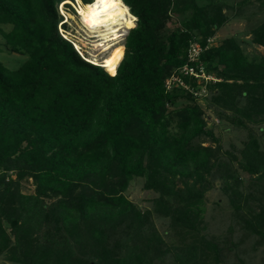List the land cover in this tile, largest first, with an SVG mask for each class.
Returning <instances> with one entry per match:
<instances>
[{"label":"trees","instance_id":"16d2710c","mask_svg":"<svg viewBox=\"0 0 264 264\" xmlns=\"http://www.w3.org/2000/svg\"><path fill=\"white\" fill-rule=\"evenodd\" d=\"M60 1L0 0V23L11 24L0 33L11 50L25 54L13 69L0 62V219L13 238L0 222L4 257L19 264H163L169 251L170 264H224L219 257L232 246L242 252L262 244L264 146L259 149L249 136L239 149L244 163L238 164L255 173L249 177L257 192L243 194L231 165L235 155L228 152L224 158L218 144L201 143L215 136L199 104L192 102V92L199 90L196 77L182 68L200 65L211 72L215 78L201 81L218 107L243 111L247 118L260 113L255 122L264 123V54L250 55L231 35L205 47L225 19L224 2L123 0L135 23L110 74L60 35ZM260 4L264 10V0ZM170 11L182 18L162 33ZM249 32L250 42L264 44V19ZM192 43L200 50L189 60L186 50ZM174 75L175 85L166 87L164 78ZM240 96L245 103L236 108ZM182 97L188 101L167 109ZM173 116L176 132L167 128ZM135 175L143 176V187L158 190L151 208L140 210L124 193ZM207 175L222 178L233 205L228 228L235 225L239 234L227 253L218 239L198 234L202 195L211 186ZM27 178L33 190L22 193L17 188ZM249 197L257 201L256 210L245 204ZM151 213L167 217L181 242L164 244ZM122 232L125 240H112Z\"/></svg>","mask_w":264,"mask_h":264},{"label":"rangeland","instance_id":"374dc122","mask_svg":"<svg viewBox=\"0 0 264 264\" xmlns=\"http://www.w3.org/2000/svg\"><path fill=\"white\" fill-rule=\"evenodd\" d=\"M93 0H91L92 2ZM208 1V0H207ZM224 4L222 5V12L225 15V19L223 23L215 30V32L207 37L205 47L207 46H217L219 45L225 37L231 35L237 41L238 45L242 48V50L251 54H264V44H255L250 42V32L249 29L259 20L264 19V10L261 8L260 0H244L238 7H232L236 1L240 0H222ZM79 4L81 1L78 0ZM90 2V4H91ZM123 4L124 1L122 0ZM62 3V2H61ZM76 0H70L66 2V4H57V11L62 14L64 24L62 25L63 33L74 43V46L77 48L78 52L83 55L87 61L105 64L104 62L107 59L117 58L116 62L121 59L123 51L121 52V48L123 50V41L124 36L128 30V26H123L119 28L114 35L108 36L104 39V42L99 43L97 38L89 35L87 31V27L82 23L79 19L78 6L76 5ZM89 5V4H88ZM126 5V3H125ZM82 7L87 6L85 3L81 4ZM88 7V6H87ZM86 7V8H87ZM88 9V8H87ZM130 22L131 26L134 25V16L130 11ZM170 16L165 20L162 26L163 32H170L173 28H176L179 24V20L182 18L176 11L171 12ZM133 16V18H132ZM62 17V16H61ZM59 25V23H58ZM10 23H0V28L4 31L10 28ZM110 25H106L105 28H109ZM130 26V27H131ZM61 30V26L58 27ZM58 30V29H57ZM63 35V36H64ZM93 39V40H92ZM106 44V45H105ZM118 56V57H117ZM25 58L24 53L16 52L10 49L8 43L4 41L3 36L0 33V62L8 69L16 68ZM109 73H114L115 68L113 70H109ZM175 78L177 77L174 75ZM205 78H215L211 72L206 74H201L198 76L196 83L199 87V90L193 91L194 95L192 102L199 104L201 107V115L205 120V126L210 127L215 139L211 141L209 137L208 139L204 138L202 144L212 145L218 144L220 146L221 156L224 158L229 157V153L235 155L236 159H231V165L237 169L236 172L239 179V189L243 194L246 192L254 193L257 195V192L253 189L254 185L252 179L255 173L250 174L247 171L243 170L241 166L238 164L244 163L242 156L239 153V149L243 147L244 144L248 141V139L252 136L257 139L259 143V149H263V143L261 142L262 138V130H264L263 122H255V119L260 116V113H251L249 118L244 117L243 111H235L232 108L224 109L218 107L214 101H212L211 96L209 95L210 90L204 85V82L201 81L203 77ZM174 78V79H175ZM170 78H164L165 83L171 87L175 85L171 83ZM179 80V77L177 78ZM180 81V80H179ZM183 84V83H182ZM171 85V86H170ZM206 87V88H205ZM186 101V98H177L176 101L167 106V109L177 108L183 105ZM245 103V99L243 96L238 98V101L235 105L236 108L241 107ZM220 114H217V112ZM233 117L231 121L230 118ZM238 118L240 122L236 123L235 119ZM175 117L170 120L167 124V128L176 132L178 127L175 126ZM263 123V124H262ZM260 126L261 128L259 129ZM250 136V137H249ZM11 177H14V173L8 171ZM250 174V175H249ZM250 176V177H249ZM207 178H211V186L204 190L203 192V217L202 221L199 224L200 228L198 230V234L205 235L206 238H215L218 239L221 244H224L223 251H227V245H233L232 241L236 239V236L239 234L238 228L234 225L231 230H229L228 225L233 223L232 218V207L233 205L228 202V195L224 192V189L221 187L222 178L217 176L207 175ZM180 181V180H179ZM177 181V184L179 183ZM144 179L143 176L135 175L133 176L128 183V186L125 188V195L133 201V203L140 209L144 210L146 208L152 207V198L158 195V190L153 188H145L143 187ZM22 193L32 192L33 184L30 181V178L22 179L19 182V187L17 188ZM252 197V196H250ZM248 198L246 201V205L248 208H253L256 210L257 204L254 198ZM242 203V202H241ZM242 208V207H241ZM149 220L153 225L154 231L159 233L163 239L164 244L176 245L177 242H181V236L179 233H175L173 229L169 226V219L167 217L158 216L155 213H151L149 216ZM2 227L4 231L9 235L10 241H13L12 235L9 232L8 224L0 219ZM147 225V224H146ZM44 227L41 226L37 230V235L40 238ZM120 235V236H117ZM126 235L122 233H116L111 238L114 240L123 241ZM187 237V236H186ZM232 239L231 243L230 240ZM225 240V241H224ZM219 242V243H220ZM239 246L237 244L232 246L228 250V253L225 256L219 257L218 263L224 264H264V242L259 244L254 249H248L246 251L237 250ZM118 250V249H116ZM121 251V250H118ZM5 253V252H4ZM3 251L0 252V264H19L17 262L9 261L4 257ZM237 255L243 258L242 262H239L237 259ZM91 258V257H90ZM211 261L213 260L210 258ZM95 261V258H93ZM173 260V255L169 253L165 254L163 257V264H170ZM94 262H90L93 264Z\"/></svg>","mask_w":264,"mask_h":264},{"label":"bare ground","instance_id":"6f19581e","mask_svg":"<svg viewBox=\"0 0 264 264\" xmlns=\"http://www.w3.org/2000/svg\"><path fill=\"white\" fill-rule=\"evenodd\" d=\"M69 1L70 0H64L59 4L62 6L64 2ZM76 1L80 17L79 19L87 27L89 35L97 38L99 43L104 42V39L108 36H111L112 34L114 35L119 28H122L123 26H131L130 10L128 5H125V2L123 4L122 0H93L92 2L90 0L91 4L90 2L86 4L88 7H82L81 4L84 3L79 4L78 0ZM106 25H110L109 28H105ZM116 60L117 58L107 59L104 62L105 64H98L103 66L107 71V67L109 70H113L117 65Z\"/></svg>","mask_w":264,"mask_h":264},{"label":"built area","instance_id":"2783aa9c","mask_svg":"<svg viewBox=\"0 0 264 264\" xmlns=\"http://www.w3.org/2000/svg\"><path fill=\"white\" fill-rule=\"evenodd\" d=\"M199 50H200V47H199V45H198L197 43H192V44H190L189 48H188L187 51H186V52H187L188 59H189V60L194 59L195 55L199 52ZM182 68L187 69L189 73H192V74H195V75H196L197 73H199V71H197L196 69H194L192 66H186V65L184 64V66H183ZM198 70L201 71V68L199 67ZM167 78H170V77H167ZM172 78L174 79L175 76H172ZM175 79H176V78H175ZM165 82H166V80H165ZM167 84H168V83H166V87H168Z\"/></svg>","mask_w":264,"mask_h":264},{"label":"clouds","instance_id":"9594fccd","mask_svg":"<svg viewBox=\"0 0 264 264\" xmlns=\"http://www.w3.org/2000/svg\"><path fill=\"white\" fill-rule=\"evenodd\" d=\"M59 3H61V1L60 2H58L57 4H59ZM81 3H83L82 1H81ZM63 4H66V2H64ZM129 8V7H128ZM130 10V9H129ZM61 16H60V20L57 22V29H58V31H59V33H60V35L62 36V37H64V38H66V36L64 35V33H63V28H62V25L64 24V20H63V15L62 14H60ZM58 23H59V25H58ZM59 26H61V30H59ZM130 28V27H129ZM64 35V36H63ZM66 39H68V38H66ZM69 40V39H68ZM69 41H71V40H69ZM71 43H72V45H73V47L77 50V48L74 46V43L71 41ZM200 47V46H199ZM78 51V50H77ZM187 51V50H186ZM79 53V52H78ZM80 54V53H79ZM198 54V53H197ZM81 55V54H80ZM85 60H87L83 55H81ZM194 59H195V57H194ZM193 60V59H192ZM89 62V61H88ZM119 62V61H118ZM90 63H93V64H97V65H100V64H98V63H94V62H90ZM103 67V66H102ZM201 68V66L199 65L198 66V68ZM104 68V67H103ZM198 68H197V71H199V73H197L196 75L195 74H193L195 77H196V80H197V78H198V76L199 75H201L202 73L203 74H206L204 71H202L203 69L201 68V71L200 70H198ZM105 69V68H104ZM115 69H116V67H115ZM106 70V69H105ZM107 71V70H106ZM108 72V71H107ZM207 76H208V74H206ZM203 77V76H202ZM205 77H203V79H204Z\"/></svg>","mask_w":264,"mask_h":264}]
</instances>
